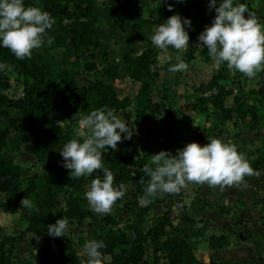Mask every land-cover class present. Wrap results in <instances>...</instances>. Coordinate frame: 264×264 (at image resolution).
I'll return each instance as SVG.
<instances>
[{"label":"trees","instance_id":"obj_1","mask_svg":"<svg viewBox=\"0 0 264 264\" xmlns=\"http://www.w3.org/2000/svg\"><path fill=\"white\" fill-rule=\"evenodd\" d=\"M171 1L172 3L177 2V0ZM23 2L25 7H38L48 12L55 20L53 27L46 32L45 43L39 56L44 57L46 51L51 48L61 47L62 52L58 67L55 71H51L36 58L37 49L33 50L30 59L19 60L9 49L0 46V64L8 66L0 69V211L6 213L19 211L20 202L24 197H27L33 205L29 210L24 211L23 209L22 211V218L25 221L22 231L0 238V264H26V261L13 262L10 258L13 245L21 239L24 233H32L39 238L37 251L39 261L29 262L28 260V264H39V262L40 264H82V261L87 264L88 256L78 253L69 238L52 239L48 235L47 227L55 224L60 218H65L68 223L79 224L83 219L94 215L98 219V231L92 233L91 240L103 241L105 245L100 249L103 254L102 264H149L150 261L157 262L161 257L166 260L167 264H220L211 257L207 262L198 260L186 239L184 230L176 233L166 228L165 215H158L153 220L148 219V212L153 204L160 202L158 199L150 197L148 204L140 200L145 195V188L149 181V177L143 171L144 166L149 165L155 168L145 154L141 143L144 138L142 128L149 120L160 116L164 110L158 98H153L152 94L153 92L158 93L155 86L157 72L151 68L152 49L148 40L141 51L127 50L121 58L128 77L138 84L131 100L128 96H118L113 87L112 82L117 77V65H104L99 77H94L87 84L80 85L76 81L78 71L70 70L62 65L67 62V48L73 52L79 48L103 50L97 36V13L93 0H23ZM235 4L239 3L234 1ZM208 5L209 0L193 1L188 7L183 8L182 13L186 18L191 19L206 15V26H210L215 18V10H209ZM217 6H219V0H217ZM208 14L211 17H207ZM167 19V17H157L153 20V24L158 27ZM116 26L127 28L129 20L123 17L116 21ZM136 33L134 32V35L138 37ZM47 37L52 38L51 44L46 42ZM204 55L209 56L207 48L204 50ZM183 57L184 62H187L191 55L185 53ZM83 66L87 71L93 69L91 62L84 63ZM4 70L24 80L19 95L10 97L6 94L10 84ZM236 75L237 73L232 74V77ZM228 76L227 67L220 66L206 81L194 87V92L199 95V99L217 110L222 120L229 118V110L224 102L231 91L221 82ZM262 90L259 89L257 92L261 93ZM130 101L135 106L134 119L137 124L136 131L138 141H140L141 155L133 157L128 150L132 144L131 140L123 138L122 142L118 143L117 150L111 148L103 150V156L109 157L104 164L112 171L113 185L120 186L130 183L134 186L131 199L124 201L121 205L122 211L133 210L134 218L125 222L123 226L113 229L116 222L111 214L101 215L83 208L78 196L71 194L62 205H59L57 198L64 188L79 185L84 182L85 178L92 179L93 176L70 178V170L62 167L64 160L59 152L63 146L72 139L82 142V138H72L69 131H63L60 141L52 143L50 138L53 128L57 139L59 132L51 118L53 117L57 122H68L79 111L86 116L98 109H111L119 116L130 105ZM232 101L234 115L240 120L248 117L246 125L253 128L258 119L254 104H249L237 96H233ZM9 109L16 112L17 116H9ZM1 118H5L6 123ZM19 123L27 135L22 150L32 155L44 169V172L39 174L28 175L23 183L20 182V176L24 172L22 166L2 155L6 147L8 128H17ZM167 136V127L164 124L151 134L155 154L166 151ZM233 145L242 154V148L239 145ZM247 162L253 170L264 169V152H259L258 157ZM172 195L174 194L164 193V197L167 198ZM191 204L193 207L197 205L214 206L220 214L228 216L226 208L214 202H205L197 198ZM258 206L264 213V195L258 198ZM147 220L151 222L146 224ZM245 231L249 235V231L246 229ZM223 245L221 236H208V248L218 250ZM148 249L150 250L149 257ZM160 252H163L162 256ZM257 258V264H263L262 258L260 256ZM239 264H248V262L243 260Z\"/></svg>","mask_w":264,"mask_h":264},{"label":"rangeland","instance_id":"obj_2","mask_svg":"<svg viewBox=\"0 0 264 264\" xmlns=\"http://www.w3.org/2000/svg\"><path fill=\"white\" fill-rule=\"evenodd\" d=\"M193 1L197 0H182V2L173 3L171 0H93L97 13V36L103 50L79 48L73 52L67 48V62L62 66H66L70 70H77V83L85 85L94 77L100 76V70L104 65L118 63L127 50L141 51L148 40L152 49L151 68L157 72L155 86L158 93L154 94L153 92L152 94L153 98H158L164 108L160 116L149 120L142 128L144 138L141 143L148 159L150 160V156L155 154L151 134L164 124L168 132L166 151L173 155L177 154V149H182L188 143L195 142L204 146L208 143V138H216L239 145L245 159L251 160L258 157L259 152H264V72H259L254 78H250L239 72H236V77H232V73L229 71V76L221 81L224 87L231 91L224 102L229 110V118L226 120H222L217 110L199 99V95L194 92V87L200 82L206 81L218 67L209 56L205 57L206 46H203L198 40V36L206 26V15L191 19L186 18L182 13L183 8L188 7ZM234 1L246 4L249 11L254 13L257 21L264 25V0ZM169 5L172 6L173 11L168 10ZM177 14L182 19L186 18L191 21L190 28L185 26L190 37L189 47L187 50L180 51L169 48L168 55L164 56L161 50L151 43V37L157 28L153 24V20L157 17L169 18ZM123 17L129 20L128 27L130 29L116 26V21ZM207 17H211V15L208 14ZM166 21L164 20V22ZM134 32H137L138 37L134 35ZM41 48L36 50V58L51 71H55L59 65L62 48H51L46 51L44 57H40ZM185 53L191 55L189 61L186 62L187 70L175 73L168 71L169 67L178 63L177 58L184 61ZM87 62L93 64L91 71H87L83 66ZM220 66L227 67L226 64ZM124 70V67L119 69V75L112 84L118 96H128L131 100L138 84L131 81L125 75ZM4 73L9 78L10 84L6 94L10 97L19 95L24 85L22 77L7 70H4ZM259 89H263L261 93L257 92ZM233 96H237L249 104H254L258 119L253 128L246 125L248 117L240 120L234 115ZM134 107L130 101V105L118 117L126 122L129 129L134 132L131 138L132 144L128 150L133 157H138L142 152L137 137ZM8 115L17 116L16 112L11 109L8 110ZM82 117L83 112L81 111L68 122H57L52 117L51 120L59 132L57 139L53 128L50 138L52 143L60 141L63 131H69L72 138H81L76 135L78 128L76 121ZM1 119L6 123L5 118ZM124 135L122 134V138ZM26 139L27 135L22 130L20 123L17 128L9 127L6 147L2 151L3 157L19 164L24 169L20 176L21 183L30 174L44 172L43 167L36 162L33 156L22 150ZM107 159H109L108 156H103L104 162ZM254 172L258 175L245 176L244 183L226 187L223 191L219 186L211 187L207 184L189 183L169 198L164 197V193H157L153 199H158L160 202L151 207L147 217L149 220H153L163 214L167 218V229L176 233L184 230L186 239L198 260L206 262L208 257H211L220 264H239L243 260H246L248 264H257V257L260 256L264 264V229H262L264 213L258 206V198L264 195V169L257 168ZM92 176V179L102 178L103 173L94 172ZM92 179L85 178L84 182L79 185L64 188L57 198L59 205H62L66 198L72 194L79 197L80 205L83 208L90 210L85 193L89 190ZM123 185L125 195L116 201L110 213L115 218L117 225H114L113 229L123 226L125 222L134 218L133 210L129 212L121 210L122 203L131 199L134 186L130 183ZM197 198L224 206L228 216L220 214L214 206L197 205L193 207L191 203H194ZM23 209L29 210L30 208L20 206L17 213L0 211V238L22 231L25 225L22 218ZM149 220L146 224L151 222ZM97 221L98 219L94 215L83 219L79 224L67 223V231L63 237L51 238H69L77 252L86 255L84 245L91 240L92 233L98 231ZM245 229L249 231V235L246 234ZM210 235L221 236L224 245L218 250L208 248L207 238ZM37 238L38 236L32 233H24L21 239L13 245L10 254L12 261L19 263L26 261V264H28V260L29 262H38L39 243ZM147 254L149 257V249ZM161 254L163 252H160ZM149 264L167 263L161 257L157 262L150 261Z\"/></svg>","mask_w":264,"mask_h":264},{"label":"clouds","instance_id":"obj_3","mask_svg":"<svg viewBox=\"0 0 264 264\" xmlns=\"http://www.w3.org/2000/svg\"><path fill=\"white\" fill-rule=\"evenodd\" d=\"M208 7L215 10V18L200 33L198 40L206 46L215 65L226 64L233 75L239 72L250 78L264 72V25L257 21L248 6L244 3L234 5V0H219L217 6V0H209ZM168 10L173 11L171 5ZM54 23L48 12L38 7H25L23 0H0V46L9 49L16 59H30L33 50L43 46L46 32ZM185 26L191 27L189 19L172 15L154 30L151 43L164 56L168 55L169 47L177 51L187 50L190 37ZM46 42L51 44L52 38L47 37ZM177 59L178 63L169 67L168 71L187 70V63ZM7 67L0 64V69ZM76 123V135L82 138V142L72 139L63 146L59 152L64 160L62 167L70 170V178L103 173L102 178L92 179L85 199L91 211L101 215L110 214L125 191L124 185L118 188L113 186L114 176L105 167L103 150H117L118 143L122 142V134H125L123 139L131 140L134 132L111 109L95 110ZM150 162L155 168L145 165L143 169L149 177L145 195L140 198L144 204L150 203L149 198L157 193H176L189 183L219 186L223 191L226 187L244 183L245 176L258 175L235 145L216 138H208L204 146L188 143L182 149H177L176 155L160 151L150 156ZM20 205L33 207L27 197L21 200ZM67 223L65 218H61L55 224L48 225V235L63 237ZM104 247L103 241H88L84 245L89 258L87 264H102L100 249Z\"/></svg>","mask_w":264,"mask_h":264},{"label":"crops","instance_id":"obj_4","mask_svg":"<svg viewBox=\"0 0 264 264\" xmlns=\"http://www.w3.org/2000/svg\"><path fill=\"white\" fill-rule=\"evenodd\" d=\"M126 29H130V27H127ZM121 58H122V57H121ZM121 58H120V61H119L118 63H114V64H108V63H107V64H108V65H117V76L119 75V72H120L119 69L122 68V67H124V69H125V70H124V73H126L125 75L128 76V72H127V70H126V67H125L124 64L121 62ZM116 78H117V77H116ZM199 199H201V198H199ZM201 200H203V199H201ZM155 204H156V203H155ZM153 205H154V204H153ZM153 205H152V206H153ZM152 206H151V207H152ZM25 210H26V209H24V211H25ZM15 213H17V212H15ZM181 232H182V231H181ZM207 247H208V246H207ZM208 259H209V257H208ZM165 261H166V260H165ZM200 261H204V260H200ZM207 261H208V260H207ZM207 261H206V262H207ZM204 262H205V261H204Z\"/></svg>","mask_w":264,"mask_h":264}]
</instances>
